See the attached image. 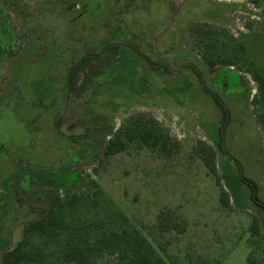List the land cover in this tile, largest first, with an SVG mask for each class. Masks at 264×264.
<instances>
[{"label":"rangeland","instance_id":"obj_1","mask_svg":"<svg viewBox=\"0 0 264 264\" xmlns=\"http://www.w3.org/2000/svg\"><path fill=\"white\" fill-rule=\"evenodd\" d=\"M73 2L77 6L70 8ZM174 2L184 4L177 32L178 14L163 2L141 6L136 18L157 42L155 55H162L163 44L174 51L177 43L181 72L160 77L143 58L130 60L127 50L119 65L100 52L98 61L109 73L79 101L62 93L69 57L85 51L78 41L88 48L126 45L134 29L107 12L117 0H0V145L7 149L0 152V264L25 226L49 208L51 192L66 203L61 239L72 232L88 238L138 229L168 264H264V214L231 158L257 182L264 200V129L258 121L264 89L254 79L256 73L264 79V0ZM224 59L234 66H224ZM222 70L229 72L218 76ZM207 89L230 113L223 147V112ZM136 122L169 135L172 151L135 141L106 158L110 139ZM207 146L215 149L221 185L204 162L201 148ZM74 175L93 180L94 192L73 186ZM222 186L229 208L220 202ZM255 217L263 238L251 232ZM29 247L42 249L43 238L34 236ZM58 249L51 243L34 264H53ZM96 264L117 262L105 254Z\"/></svg>","mask_w":264,"mask_h":264},{"label":"trees","instance_id":"obj_2","mask_svg":"<svg viewBox=\"0 0 264 264\" xmlns=\"http://www.w3.org/2000/svg\"><path fill=\"white\" fill-rule=\"evenodd\" d=\"M76 6L75 2L69 5L70 8H75ZM210 63L213 67L217 65L216 62ZM222 64L226 67L234 66V62L231 59H224ZM254 79L259 83L260 88L264 89L263 77L256 73L254 74ZM207 91L223 112V126L219 135L221 147H223L224 129L230 122V113L218 95L208 89ZM253 102H257V97H255ZM258 121L264 129V114L258 115ZM154 122L153 124L157 123ZM135 141L150 148L159 149L162 152L169 153L172 151L169 135L160 133L159 129L154 125L152 127L145 125L140 127L136 122L134 128H129L125 133L120 130L110 139L104 155L108 158L123 152L129 143ZM201 152L209 172L215 176L217 184L221 185L215 162V149L212 146L202 147ZM231 158L237 164L239 180L249 189L250 200L264 214V200L260 196L259 185L245 174L241 163L237 159ZM71 180L73 186L82 188L86 192H94L97 187L93 180L87 182L81 175H74ZM47 199L49 208L40 219L25 226L22 240L14 248L2 254L3 264H34L39 262L42 257H45L44 251L49 248L51 243H55V246L59 247L56 251L58 258L53 264H96L105 254L114 257L117 264H168L157 254L148 239L138 229L108 230L101 234H96L95 237L88 236V238H82L72 232L68 233V238L61 239L62 233L59 230L63 228L62 221L66 203L58 192L49 193ZM220 202L225 208L231 206L229 191L223 186L221 188ZM251 232L255 236L260 235L263 238L259 218L255 217L253 219ZM34 236L43 238L44 247L42 249L29 247Z\"/></svg>","mask_w":264,"mask_h":264},{"label":"flooded vegetation","instance_id":"obj_3","mask_svg":"<svg viewBox=\"0 0 264 264\" xmlns=\"http://www.w3.org/2000/svg\"><path fill=\"white\" fill-rule=\"evenodd\" d=\"M153 1L156 4H161V2L164 3L163 7H170L169 9L172 11L171 13L177 15L179 17V21L177 23L176 31H178L180 20L183 17V13L181 12L182 2L181 5L174 2V0H117V3L114 4L111 3V5L108 7L107 12L112 17H115L117 20L124 22L131 21V28L133 27L138 28V32L131 31L126 35L127 37V44L122 45L119 42L112 41L110 42L106 47H90L88 48L85 43H81V39L78 41L80 42L77 44L78 47H84L85 51L79 58H74L73 56H70V59L72 60V63L70 64L69 71L67 73V76L65 77V82L67 84L66 90L62 92L64 95H72L75 99L81 100L83 98V95L94 90V85L97 83H102L104 77L107 75L108 72V66L104 62L98 61L100 52H108L110 61L116 65H119L124 53H129L128 58L131 60L132 58H143L150 66V68L155 71L160 77L161 73H163L165 76L167 74H172L173 72H181V68L179 66V58L182 56L180 50L178 49L179 46L177 43L172 44L175 48L174 51H170L167 49L165 44L162 46L163 53L162 55H155V47L157 45V42L152 41L148 38L147 33H145L142 29V25L139 23V20L136 18L138 9L141 6L147 5V4H153ZM159 1H161L159 3ZM137 3V6L135 5ZM154 3V4H155ZM121 4V5H120ZM184 5V4H183ZM101 2H98L97 7L94 9H100ZM87 9V8H86ZM88 10H85L84 12H87ZM102 11V10H101ZM114 19V18H113ZM102 24L104 23L103 16L101 17ZM107 27H110V22L107 20L105 22ZM118 25V24H117ZM123 25V24H122ZM125 25V24H124ZM130 28V29H131ZM113 29V28H112ZM108 30L109 34L115 35L116 33L114 30ZM115 29H118L120 31L121 26H115ZM138 38L139 41H138ZM138 41V42H137ZM71 47H75L76 45H70ZM76 46V47H77ZM167 46V45H166ZM160 47V46H158ZM172 47V46H171ZM150 48V51L148 49ZM173 48V49H174ZM77 49V48H76ZM125 50H127L125 52ZM72 53V50L70 51ZM154 56H157V59L154 58ZM126 57V56H124ZM172 69H175L174 71ZM222 72H229L226 70H222L218 76ZM109 73V72H108ZM198 73V72H197ZM217 76V77H218ZM107 77V76H106ZM105 77V78H106ZM224 80V79H223ZM227 80V79H225ZM239 86V83H238ZM19 99V96L17 97ZM55 99V97L53 98ZM52 99V100H53ZM55 103H57V99L54 100ZM67 102V101H66ZM60 103V102H59ZM62 104L67 105L68 102L65 104V102H62ZM2 145V144H1ZM0 145V152H6L7 149H4ZM5 154V153H4Z\"/></svg>","mask_w":264,"mask_h":264},{"label":"crops","instance_id":"obj_4","mask_svg":"<svg viewBox=\"0 0 264 264\" xmlns=\"http://www.w3.org/2000/svg\"><path fill=\"white\" fill-rule=\"evenodd\" d=\"M20 98H21V97H20ZM24 99H25V98L21 99V101L24 100ZM21 101H20V102H21ZM24 148H25V147H24ZM25 149H26V148H25ZM25 174H28V172H26ZM6 233H7V232H6ZM0 247H1V246H0ZM9 250H11V249H9ZM6 251H8V250H6ZM6 251H4V252H6ZM4 252H3V253H4ZM3 253H2V254H3Z\"/></svg>","mask_w":264,"mask_h":264}]
</instances>
